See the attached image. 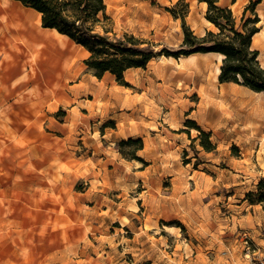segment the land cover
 Here are the masks:
<instances>
[{
	"label": "rangeland",
	"instance_id": "374dc122",
	"mask_svg": "<svg viewBox=\"0 0 264 264\" xmlns=\"http://www.w3.org/2000/svg\"><path fill=\"white\" fill-rule=\"evenodd\" d=\"M104 2L110 37L156 53L120 82L64 36L79 68L64 83L4 74L0 49V264H250L264 255V122L206 124L205 97L176 73L198 62L217 90L262 96L219 83L217 53L173 56L189 50L182 16L198 38L218 33L200 0ZM235 2V28L264 19V0Z\"/></svg>",
	"mask_w": 264,
	"mask_h": 264
},
{
	"label": "trees",
	"instance_id": "16d2710c",
	"mask_svg": "<svg viewBox=\"0 0 264 264\" xmlns=\"http://www.w3.org/2000/svg\"><path fill=\"white\" fill-rule=\"evenodd\" d=\"M36 11L45 29L55 30L73 43L84 48L89 57L85 60L89 70L97 77L109 72L117 81L123 80V74L130 68L144 67L155 54L151 46L124 35L112 38L111 18L106 12L104 0H15ZM219 0H200L207 4L206 20L218 29V33L207 32L201 38L196 37L185 26L183 44L189 48L173 55L189 56L195 53H217L223 55L218 76L219 83H235L254 92L264 93V68L261 66L259 52L252 48V37L259 31L256 25L259 18L253 19L235 28L232 11L221 7ZM248 7L245 9V11ZM251 24V27H247ZM101 32H100V31ZM228 32V35L225 33ZM166 57L170 53L160 52ZM202 137L208 135L201 132Z\"/></svg>",
	"mask_w": 264,
	"mask_h": 264
},
{
	"label": "bare ground",
	"instance_id": "6f19581e",
	"mask_svg": "<svg viewBox=\"0 0 264 264\" xmlns=\"http://www.w3.org/2000/svg\"><path fill=\"white\" fill-rule=\"evenodd\" d=\"M29 12L19 10L6 0H0V49H7L12 55L7 60L4 74L11 77L29 68L30 81L46 79L48 83H64L79 74L75 50L55 30L44 31ZM65 37V36H64ZM193 57L188 56V58ZM223 58V55L218 54ZM169 63L176 61L172 56L165 58ZM191 69V70H189ZM204 66L196 62L192 68L180 66L176 75L190 79L205 101L199 107L200 120H214L215 123H242L256 127L257 121L264 122V102L251 94L236 88H221L203 80ZM219 73V69L216 70Z\"/></svg>",
	"mask_w": 264,
	"mask_h": 264
},
{
	"label": "crops",
	"instance_id": "0c3cea01",
	"mask_svg": "<svg viewBox=\"0 0 264 264\" xmlns=\"http://www.w3.org/2000/svg\"><path fill=\"white\" fill-rule=\"evenodd\" d=\"M236 0H219L218 5L221 7H227L232 11V7L235 5ZM198 8L203 11L206 10L207 4L205 2H198ZM260 24L259 31L252 37V43L251 46L253 49L257 50L259 52V62L261 66L264 68V19L261 16H258ZM209 25L213 26L210 22H208ZM256 94H260L262 97L260 98L262 102H264V93L263 92H256Z\"/></svg>",
	"mask_w": 264,
	"mask_h": 264
},
{
	"label": "built area",
	"instance_id": "2783aa9c",
	"mask_svg": "<svg viewBox=\"0 0 264 264\" xmlns=\"http://www.w3.org/2000/svg\"><path fill=\"white\" fill-rule=\"evenodd\" d=\"M246 243H247V242H246ZM246 250L249 251V248H247ZM247 255H249V253H248ZM250 264H264V255H262V256L259 257V258H256V259L252 260V261L250 262Z\"/></svg>",
	"mask_w": 264,
	"mask_h": 264
}]
</instances>
